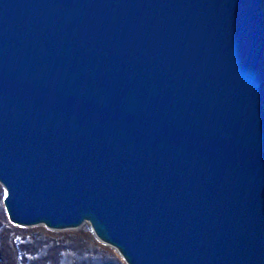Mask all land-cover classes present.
I'll return each instance as SVG.
<instances>
[{
    "label": "water",
    "instance_id": "95a60500",
    "mask_svg": "<svg viewBox=\"0 0 264 264\" xmlns=\"http://www.w3.org/2000/svg\"><path fill=\"white\" fill-rule=\"evenodd\" d=\"M0 186L125 264H264V0H0Z\"/></svg>",
    "mask_w": 264,
    "mask_h": 264
},
{
    "label": "rangeland",
    "instance_id": "374dc122",
    "mask_svg": "<svg viewBox=\"0 0 264 264\" xmlns=\"http://www.w3.org/2000/svg\"><path fill=\"white\" fill-rule=\"evenodd\" d=\"M3 196L0 186V264H89L96 260L89 252L97 251H87L83 239H91L93 244L103 247L117 258V264H125L112 248L93 236L88 224L74 230L52 231L40 225L21 227L10 223L2 204Z\"/></svg>",
    "mask_w": 264,
    "mask_h": 264
},
{
    "label": "trees",
    "instance_id": "16d2710c",
    "mask_svg": "<svg viewBox=\"0 0 264 264\" xmlns=\"http://www.w3.org/2000/svg\"><path fill=\"white\" fill-rule=\"evenodd\" d=\"M86 237H89V236H85L84 238ZM83 240H84L83 242H85L83 245L84 246L88 245V247L86 248L87 251L88 250L91 251L90 249H95L97 251V252H89L90 256L92 255L96 257L95 258L96 260H94L93 262L91 261L89 264H105V263L117 264V260H116L117 258L111 255V253H108L103 247L96 246V244L92 243L91 239H86V240L83 239ZM90 244L94 245V248L90 247ZM5 256L7 257V254Z\"/></svg>",
    "mask_w": 264,
    "mask_h": 264
}]
</instances>
